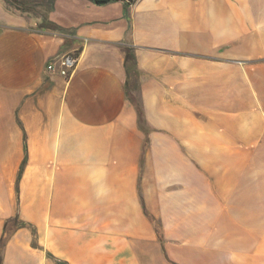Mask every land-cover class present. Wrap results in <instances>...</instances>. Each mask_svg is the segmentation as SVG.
<instances>
[{
  "label": "crops",
  "instance_id": "crops-1",
  "mask_svg": "<svg viewBox=\"0 0 264 264\" xmlns=\"http://www.w3.org/2000/svg\"><path fill=\"white\" fill-rule=\"evenodd\" d=\"M13 2L0 264H264V0Z\"/></svg>",
  "mask_w": 264,
  "mask_h": 264
},
{
  "label": "built area",
  "instance_id": "built-area-1",
  "mask_svg": "<svg viewBox=\"0 0 264 264\" xmlns=\"http://www.w3.org/2000/svg\"><path fill=\"white\" fill-rule=\"evenodd\" d=\"M55 61L59 65V73L65 77H69L73 73L78 62V53L76 51L64 53L58 56ZM47 68L53 69L54 62L49 63Z\"/></svg>",
  "mask_w": 264,
  "mask_h": 264
},
{
  "label": "rangeland",
  "instance_id": "rangeland-1",
  "mask_svg": "<svg viewBox=\"0 0 264 264\" xmlns=\"http://www.w3.org/2000/svg\"><path fill=\"white\" fill-rule=\"evenodd\" d=\"M4 1H6V2H8V4H12V5H13V3L20 4L18 2H13V0H4ZM18 1L21 3H25V4H35V9H36V3H37L36 0H18Z\"/></svg>",
  "mask_w": 264,
  "mask_h": 264
},
{
  "label": "trees",
  "instance_id": "trees-1",
  "mask_svg": "<svg viewBox=\"0 0 264 264\" xmlns=\"http://www.w3.org/2000/svg\"><path fill=\"white\" fill-rule=\"evenodd\" d=\"M96 4H104L113 0H92Z\"/></svg>",
  "mask_w": 264,
  "mask_h": 264
}]
</instances>
